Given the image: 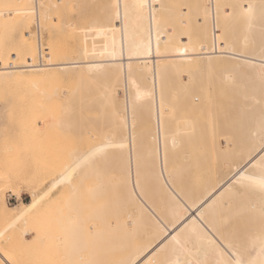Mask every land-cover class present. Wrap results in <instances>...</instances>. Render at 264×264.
I'll return each mask as SVG.
<instances>
[{"label": "bare ground", "instance_id": "bare-ground-1", "mask_svg": "<svg viewBox=\"0 0 264 264\" xmlns=\"http://www.w3.org/2000/svg\"><path fill=\"white\" fill-rule=\"evenodd\" d=\"M26 3L25 34L30 36L33 24L49 33L54 22L50 10H58V0ZM174 3L139 0V6L132 7L128 0H106L109 33L104 45L84 50L79 58L58 60L52 37L42 47L37 34L38 44L33 39L29 44L28 60L20 61L17 53L13 61L0 64V77L25 71L29 82L24 140H58V123L63 129L80 126L75 115L58 119L55 88L39 81L58 76V69L76 71L83 79L80 89L99 86L93 101L100 114L91 119L115 128L60 174L68 185L79 177L68 190V201H75L85 174L96 177L87 190L99 197L96 217L103 226H85L76 204L56 218L66 230L59 241L67 240L76 264H226L229 260L235 264L237 256L245 264H260L264 259V0H193L187 9L181 6L186 9L181 16L190 15L186 22L195 16L189 24L200 33L196 47H175L166 36L165 15L177 10ZM214 61L229 64L220 72L231 77L234 98L223 110L221 124L211 119L217 110H207L204 159L217 156L219 163L209 165L196 179L189 171L196 167V157L192 163L187 153L188 144L197 142L196 126L171 125L166 93L171 87L185 88L192 79L172 73H200ZM169 81L173 86L168 87ZM133 89L142 92L140 99L133 97ZM120 90L121 107L104 112L103 104H116L115 93ZM139 103L148 115L144 132L135 131ZM219 126L226 129L222 133L226 148L211 138ZM36 187L28 184L27 202L9 205L0 197V215L12 226L6 229L7 239L18 245L29 241L30 229H14L49 213L45 209L58 189V171ZM4 254L0 248L2 264H14Z\"/></svg>", "mask_w": 264, "mask_h": 264}, {"label": "rangeland", "instance_id": "rangeland-1", "mask_svg": "<svg viewBox=\"0 0 264 264\" xmlns=\"http://www.w3.org/2000/svg\"><path fill=\"white\" fill-rule=\"evenodd\" d=\"M190 1L193 2V0H166L170 5L175 2L177 9L169 11L168 15H165V34L172 39V44L175 47L197 46L196 39L200 33L198 34L193 24H189L193 22V16L190 17L189 22H186L188 21L186 18H189L190 15L185 14L184 19L180 12L181 10L184 12L192 4ZM128 2L132 7L139 6V0H128ZM105 3L106 0H58V10H50L54 22H52L51 29L49 28V33H47L48 30L45 32L46 29H39L36 32L35 24H33L29 27V29L32 27V30H29V36L25 34L28 31L26 0H0V64L13 61V56H15L13 54L17 53L21 58L20 61L28 60L29 44H31V39L38 44V41L35 40L37 39L35 36L38 35H40L42 47L47 45L48 40H51L50 37H52L51 44L58 46V60L79 58L84 50L104 45L109 33L104 9ZM42 33H45V37ZM48 34L50 35L48 36ZM43 38L44 40H42ZM47 38L49 39L47 40ZM136 46L138 45L136 44ZM227 66L229 64L226 61H214L204 67L200 73L174 72L172 74L176 77L192 79L182 89L172 88L173 81H169L168 84V87L171 88L168 89L166 97L170 101L167 108L171 125L175 127L180 124L184 127V124L189 122L196 126L197 142H190L187 146L190 162L193 163V158L196 157V167L189 170L195 173L196 179L202 178V174L209 165L219 163L217 156L211 160L205 161L204 159L207 147L204 123L207 119V110L216 109L217 113L211 119L221 124L223 110L227 108L230 98L231 100H233L232 97L234 98L230 89L231 77L220 72L221 68ZM192 67L195 69L197 66ZM79 77L76 71L65 73L58 69V76L39 79L40 82H45L55 88L56 97L54 98L58 100V119L61 116L75 115L80 124L78 128L63 129L58 123V140H24L22 136L23 120L26 113L24 111L27 110L28 101L31 100L29 97L31 95H26L30 94L26 73L23 71L20 75L0 77V197H3L9 205L22 201L27 202L30 200L28 184L39 186L36 187L39 189L58 171V189L53 193V205L50 202V205L45 209L49 213L40 214L24 227L19 225L14 229L16 231L23 228L30 229V234L27 236L29 241L26 244L18 245L12 239H7L6 229L12 226L7 224L0 215V248L2 253H5L4 255L12 261L11 263L76 264L70 258L74 255V251L68 247L67 240L62 237L64 240H61L66 243L62 244L63 242L59 241L66 230L61 221L56 219L57 215L59 218L67 213L69 206L77 205V211L84 218L85 226L93 224L95 228L103 226V220L96 217L99 210V197L87 190V187L92 186L96 177L85 174V184L79 186L80 190L75 201L72 199L68 201V190L76 184L79 177L71 185L60 179V174L67 164L73 162L75 157L88 152L99 142L104 141L102 134L115 130L114 127L92 121V117L100 114L98 105L93 101L97 97L99 92L97 87L99 88V86L96 89L93 87L90 91L80 89L83 79L81 80ZM131 92L137 99L143 95L139 90L133 89ZM122 96L123 91H117L115 93L117 103L114 105L103 104L104 112L112 113L120 108ZM85 100L87 101L85 102ZM144 108L145 106L141 103L135 106L137 116L135 131L137 132L146 131L149 125L148 115ZM230 130L235 133L234 129ZM225 131V128L219 126L211 136L212 140L219 141L222 148H226L222 135ZM195 147L197 151L193 152ZM179 154L178 156H180ZM178 156L174 158V161L178 160ZM215 157L218 159L217 162ZM220 160V163L223 164L222 160L224 161V159ZM99 171L106 173L107 170L100 168ZM85 172V168L80 170L81 175ZM106 195V191H104L101 198L104 206ZM87 251L85 249L84 253Z\"/></svg>", "mask_w": 264, "mask_h": 264}, {"label": "snow or ice", "instance_id": "snow-or-ice-1", "mask_svg": "<svg viewBox=\"0 0 264 264\" xmlns=\"http://www.w3.org/2000/svg\"><path fill=\"white\" fill-rule=\"evenodd\" d=\"M143 6V5H141ZM251 10V6H249V11ZM261 186L264 187V182H261ZM261 252L262 254H264V243H262V247H261ZM235 255V253H233ZM0 264H2V262H0ZM226 264H233V262L231 260L227 261ZM235 264H245V262L239 257L237 256L236 260H235ZM249 264H254L253 262H249ZM260 264H264V259L261 260Z\"/></svg>", "mask_w": 264, "mask_h": 264}, {"label": "built area", "instance_id": "built-area-1", "mask_svg": "<svg viewBox=\"0 0 264 264\" xmlns=\"http://www.w3.org/2000/svg\"><path fill=\"white\" fill-rule=\"evenodd\" d=\"M35 27H36V30L39 31V28L36 25H35Z\"/></svg>", "mask_w": 264, "mask_h": 264}]
</instances>
